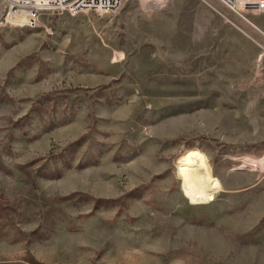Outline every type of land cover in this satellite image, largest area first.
<instances>
[{
    "label": "rangeland",
    "instance_id": "obj_1",
    "mask_svg": "<svg viewBox=\"0 0 264 264\" xmlns=\"http://www.w3.org/2000/svg\"><path fill=\"white\" fill-rule=\"evenodd\" d=\"M155 9L0 21V264H264V169L240 167L264 160V36L217 0ZM194 150L207 206L180 190Z\"/></svg>",
    "mask_w": 264,
    "mask_h": 264
},
{
    "label": "built area",
    "instance_id": "obj_2",
    "mask_svg": "<svg viewBox=\"0 0 264 264\" xmlns=\"http://www.w3.org/2000/svg\"><path fill=\"white\" fill-rule=\"evenodd\" d=\"M124 0H0V21L18 29L34 30L44 14L76 15L80 12L112 13ZM228 11L249 23L248 16L264 15V0H217ZM18 17V18H17ZM263 36L264 34L260 31ZM261 47L264 54V48Z\"/></svg>",
    "mask_w": 264,
    "mask_h": 264
},
{
    "label": "bare ground",
    "instance_id": "obj_3",
    "mask_svg": "<svg viewBox=\"0 0 264 264\" xmlns=\"http://www.w3.org/2000/svg\"><path fill=\"white\" fill-rule=\"evenodd\" d=\"M148 4L160 9L166 0H143ZM18 18V17H17ZM248 24L252 29L262 32L250 20ZM10 25L14 23L10 21ZM264 34V32H262ZM262 55L260 56V58ZM259 58V60H260ZM249 161V165H247ZM259 166L264 169V160L258 162L256 160H243V165L240 167ZM176 172L180 179V190L182 195L190 205L207 206L214 201L215 194L222 190L221 183L215 178L211 172L210 164L207 158L198 150L189 152L181 157L176 166Z\"/></svg>",
    "mask_w": 264,
    "mask_h": 264
},
{
    "label": "crops",
    "instance_id": "obj_4",
    "mask_svg": "<svg viewBox=\"0 0 264 264\" xmlns=\"http://www.w3.org/2000/svg\"><path fill=\"white\" fill-rule=\"evenodd\" d=\"M254 24V23H253ZM256 27H258L259 28V26H257L256 24H254ZM260 29V28H259ZM254 30V29H253ZM261 30V29H260ZM262 31V30H261ZM263 32V31H262ZM242 37H239L238 38V40H237V42L239 41V39H241ZM242 41H243V43H245L244 44V46H247L248 47V49L251 51V52H253V54L256 56L257 55V53H258V50H257V48L252 44V43H250L249 41H247L246 39H241ZM238 44H239V42H238ZM260 56L261 55H258V60H259V58H260Z\"/></svg>",
    "mask_w": 264,
    "mask_h": 264
}]
</instances>
